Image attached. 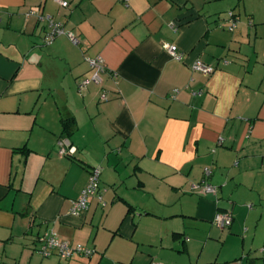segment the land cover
I'll use <instances>...</instances> for the list:
<instances>
[{
	"label": "crops",
	"instance_id": "obj_1",
	"mask_svg": "<svg viewBox=\"0 0 264 264\" xmlns=\"http://www.w3.org/2000/svg\"><path fill=\"white\" fill-rule=\"evenodd\" d=\"M65 1L0 0V264H264V0ZM93 167L103 204L72 216ZM45 231L95 252L43 258Z\"/></svg>",
	"mask_w": 264,
	"mask_h": 264
},
{
	"label": "built area",
	"instance_id": "obj_2",
	"mask_svg": "<svg viewBox=\"0 0 264 264\" xmlns=\"http://www.w3.org/2000/svg\"><path fill=\"white\" fill-rule=\"evenodd\" d=\"M63 8L69 7V2L65 0H53ZM126 6H128L130 0H120ZM28 17L35 16L39 21L45 22L48 25L49 31L45 37V44H51L57 37L66 36L70 41L78 45L79 41L77 37L69 31H66L63 24L55 21L51 16L38 14L35 11H30L27 14ZM229 30L233 31L236 28L237 20L232 12L229 13ZM165 48L168 50L173 58L178 60L181 59V54L175 45H166ZM86 61L95 70L92 77L84 79L78 84V93L82 94L86 87L90 83L101 84L102 78L101 73L104 71V60L101 57L87 58ZM193 70L200 72L206 76H210L215 72V67L210 64H204L200 61L193 65ZM101 101H107L108 96L106 92L100 95ZM58 154L60 156H73L76 149L72 145L69 139L62 138L57 143ZM101 167H93L90 170L89 179L86 187L82 191L80 197L77 200L72 201L70 214L72 216H79L82 212L86 211L89 206V200L92 197H97L99 202L103 204V198L101 194ZM211 175V170L206 169L204 172V179L195 188L200 189L201 194L207 197L217 198L219 188L210 184L207 179ZM218 201H216L217 203ZM233 218L229 212H218L213 220L214 225L220 229H228L232 224ZM36 251L42 255L43 258H50L53 256L58 257L61 260H69L74 256H80L83 258H90L94 254V249H91L82 244L72 245L70 242L60 239L54 232L45 231L42 234L37 235L35 238Z\"/></svg>",
	"mask_w": 264,
	"mask_h": 264
},
{
	"label": "trees",
	"instance_id": "obj_3",
	"mask_svg": "<svg viewBox=\"0 0 264 264\" xmlns=\"http://www.w3.org/2000/svg\"><path fill=\"white\" fill-rule=\"evenodd\" d=\"M64 127H65V131H68V127H69V123H67V121H65V124H64ZM69 134H67L66 136H68Z\"/></svg>",
	"mask_w": 264,
	"mask_h": 264
},
{
	"label": "rangeland",
	"instance_id": "obj_4",
	"mask_svg": "<svg viewBox=\"0 0 264 264\" xmlns=\"http://www.w3.org/2000/svg\"><path fill=\"white\" fill-rule=\"evenodd\" d=\"M216 226V225H215Z\"/></svg>",
	"mask_w": 264,
	"mask_h": 264
}]
</instances>
